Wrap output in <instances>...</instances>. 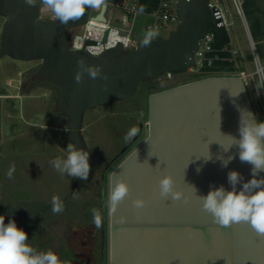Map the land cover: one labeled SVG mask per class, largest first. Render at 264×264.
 <instances>
[{"label": "water", "instance_id": "water-1", "mask_svg": "<svg viewBox=\"0 0 264 264\" xmlns=\"http://www.w3.org/2000/svg\"><path fill=\"white\" fill-rule=\"evenodd\" d=\"M213 8L216 21L209 0H179L180 23L168 37L92 55L71 49L64 24L41 16L33 3L0 0L5 18L0 56L41 61L38 75L59 93L55 113L69 116V139L86 151L80 130L87 110L132 97L143 81L194 66L195 52L211 28L221 44L230 41L219 10ZM105 9L96 18L105 20ZM80 58L82 65L77 63ZM88 67H99L101 76L92 79ZM78 71L80 83L75 79ZM250 113L255 111L248 91L234 75L208 76L150 94L145 136L108 175L109 264H150L162 248L192 250L196 264H264V236L246 222L219 228L198 198L210 186L230 190V170L251 179V165L240 162L239 147L228 136L239 139L241 115L247 121ZM229 157L234 159L221 167ZM165 175L173 177L187 203L159 195V180ZM117 177L128 183L130 194L113 209L109 194ZM137 198L145 201L144 207L133 205Z\"/></svg>", "mask_w": 264, "mask_h": 264}, {"label": "rangeland", "instance_id": "rangeland-1", "mask_svg": "<svg viewBox=\"0 0 264 264\" xmlns=\"http://www.w3.org/2000/svg\"><path fill=\"white\" fill-rule=\"evenodd\" d=\"M211 1L218 2L227 20L233 22L229 27L231 42L228 45L242 49L239 69H253L248 33L233 1ZM32 3L39 8L41 16L59 21L41 0H33ZM256 6L260 11L254 15ZM111 9L109 5L107 16L110 18L113 17ZM244 9L264 65V0H255V5L245 4ZM90 12L95 15L97 10L91 9ZM255 16L263 27H256V34L253 29ZM4 20L0 15L1 28ZM149 22L148 16H137L135 34L139 40L148 32L146 24ZM81 25L70 26L68 34L79 32ZM177 26L171 24L158 30L157 36L168 37ZM40 68L39 60L19 61L7 55L0 56V215L5 216V223L14 219L17 226L27 232L29 243L38 250L39 246L47 244L48 235L41 234L37 212L44 209V216H65L70 224L94 221L92 210L100 211L102 195L105 196V166L127 143L124 137L132 127L139 129L138 141L145 136L150 94L194 81L197 75L189 69L163 73L141 82L135 94L128 99L114 100L87 110L80 133L85 149L90 153L91 171L84 185L73 192L80 179L62 175L50 163L57 157L67 156V145L72 143L69 139L70 118L65 113H55L59 93L36 76ZM255 78L257 88L253 86L247 91L257 119L264 121V94L258 77ZM28 79H32L33 85L30 82L26 84ZM10 81L11 85H8ZM140 113H143L142 117ZM13 166L15 170L9 179L7 174ZM53 196H58L64 203V210L59 214L51 210Z\"/></svg>", "mask_w": 264, "mask_h": 264}, {"label": "clouds", "instance_id": "clouds-1", "mask_svg": "<svg viewBox=\"0 0 264 264\" xmlns=\"http://www.w3.org/2000/svg\"><path fill=\"white\" fill-rule=\"evenodd\" d=\"M29 4L33 0H27ZM107 0H41L55 14L61 24L80 19L87 9L103 10ZM157 35L156 31L149 29L146 33L145 44ZM78 65L84 64L83 58L77 61ZM87 72L92 79L101 76L99 67H88ZM107 79L106 76L103 77ZM76 82L82 81V75L78 71ZM251 119L245 121L241 115L239 122V139L232 137L234 144L239 147V160L241 163L251 165V179L245 181L243 175L230 170L227 173V181L230 190L223 185L210 186L207 195H199L202 208L209 213L215 224L222 229L231 228L236 223H249L252 229L260 236H264V121H259L254 113H250ZM143 116V113H140ZM139 132L137 127H132L125 135L126 142L131 141ZM66 158L57 157L50 163L59 173L67 174L72 178L87 180L91 171L90 153L83 149H77L73 143L67 145ZM234 157L222 161L221 167H227ZM14 166L8 172V178H12ZM199 172L200 169H197ZM239 186V187H238ZM130 194L128 183L117 177L109 194V202L115 209ZM75 195V193H74ZM159 195L162 198L171 197L174 201L182 198L187 203L184 193L175 188V181L171 175H165L159 180ZM52 212L59 214L64 210V203L58 196L52 197ZM136 208H142L145 201L141 198L133 200ZM94 223L99 226V214L92 210ZM0 264H68L62 261L58 254L52 250L41 251L29 243L28 234L17 226L14 219L5 223V216L0 215Z\"/></svg>", "mask_w": 264, "mask_h": 264}, {"label": "built area", "instance_id": "built-area-1", "mask_svg": "<svg viewBox=\"0 0 264 264\" xmlns=\"http://www.w3.org/2000/svg\"><path fill=\"white\" fill-rule=\"evenodd\" d=\"M178 1L179 0H149L146 1V6L143 8V0H107L104 12L105 20L96 18L101 10L96 9L97 13L95 15L89 12L87 20L81 25V30L69 35L70 48L73 50H86L92 55H100L106 50L119 46L123 49L139 47L144 43L146 35H144L141 40L136 37L135 22L137 16L142 14L150 18V22L146 24L147 30L152 29L158 31L169 27L171 24H179L180 17L176 9ZM232 1L248 33L253 69H239L238 62L241 58L242 49L228 45L231 42V36L227 44H222L224 47H216L215 42L217 39L219 40V38L216 30L211 28L203 38L198 50L195 52V65L191 66L189 70L197 72L203 67H212L219 61H234L237 70L231 75L240 77L246 89L252 88L253 86L257 88L255 82V77L257 76L264 94V65L260 59L257 50V42L253 38L246 17L244 9L245 0ZM109 5L112 6L111 11L113 17L111 18L107 16ZM209 6L212 9V15L215 21L217 19L213 7L216 6V9L220 12L224 26L229 32V27L233 25V22L227 20L223 8L219 6L218 2H212L211 0H209ZM1 29L0 27V34ZM8 85H11V81L8 82ZM20 87L21 84L18 86V90Z\"/></svg>", "mask_w": 264, "mask_h": 264}, {"label": "flooded vegetation", "instance_id": "flooded-vegetation-1", "mask_svg": "<svg viewBox=\"0 0 264 264\" xmlns=\"http://www.w3.org/2000/svg\"><path fill=\"white\" fill-rule=\"evenodd\" d=\"M36 76L44 79L43 76L38 74ZM135 138L136 140L133 144L122 152ZM133 139L128 141L104 168L103 183L105 184V196L102 195V205L98 212L99 226L94 221L89 220L83 223L70 224L65 216H44L46 210L41 209L37 212L41 220L39 227L42 229L41 234L43 236L44 234L48 235V241L45 246L44 244L39 246V250H52L59 255L62 261H66L68 264H109L108 175L139 142L140 135H136ZM84 182L85 180L80 179L73 188V192L79 186L84 185ZM34 224L37 225V223Z\"/></svg>", "mask_w": 264, "mask_h": 264}, {"label": "trees", "instance_id": "trees-1", "mask_svg": "<svg viewBox=\"0 0 264 264\" xmlns=\"http://www.w3.org/2000/svg\"><path fill=\"white\" fill-rule=\"evenodd\" d=\"M146 1H149V0H143V4H142V7L144 8L146 6ZM150 1H154V0H150ZM251 4V5H255V0H246L245 1V4L246 6H248V4ZM148 8V7H147ZM260 11V8L258 6L255 7L254 9V15ZM89 12H90V8L86 10L85 14L78 20H75V21H69L66 25V30H68V28L72 25H80V24H83L88 16H89ZM253 29L255 30V34H256V27H258L259 29H262V23L260 21V19H258L256 16H255V20H254V24H253ZM254 38V37H253ZM256 41V40H255ZM215 46L216 47H224L220 42L219 40L217 39L216 42H215ZM227 55V54H226ZM229 55V54H228ZM250 58L252 59V56L250 54ZM237 70V67L235 66V62L232 61H219L217 63H215L214 66L212 67H203L201 70L195 72L197 73L196 75V80L198 79H201V78H205V77H208V76H217V75H231L233 73H235ZM30 84L33 85L32 83V79H28V81L26 82V84ZM24 90V89H22Z\"/></svg>", "mask_w": 264, "mask_h": 264}, {"label": "crops", "instance_id": "crops-1", "mask_svg": "<svg viewBox=\"0 0 264 264\" xmlns=\"http://www.w3.org/2000/svg\"><path fill=\"white\" fill-rule=\"evenodd\" d=\"M156 258L150 259V264L156 260L157 264H196V254L193 251L177 248H165L155 251Z\"/></svg>", "mask_w": 264, "mask_h": 264}]
</instances>
